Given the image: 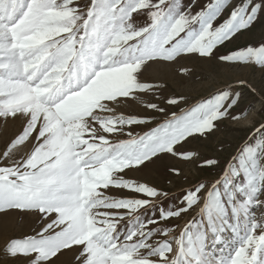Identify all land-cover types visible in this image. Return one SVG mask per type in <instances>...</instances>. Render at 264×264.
I'll use <instances>...</instances> for the list:
<instances>
[{
  "label": "snow or ice",
  "instance_id": "obj_1",
  "mask_svg": "<svg viewBox=\"0 0 264 264\" xmlns=\"http://www.w3.org/2000/svg\"><path fill=\"white\" fill-rule=\"evenodd\" d=\"M230 5L210 0L193 14L181 0H90L84 10L76 0H0V118L21 122L2 153L11 163L0 165V212L34 211L47 221L34 235L10 239L7 255L55 264L75 246V264H264V215L253 211L264 208V138L231 157L202 203L206 185L199 183L175 209H161L159 219L167 221L200 204L173 238L175 250L167 238L172 229L139 212L149 199L108 194L115 187L159 195L155 187L125 179V171L161 154L190 158L193 153H176L175 146L211 132L236 105L239 93L233 98L220 91L143 134L110 138L149 122L110 107L154 89L139 79L148 62L211 57L264 14V0H240L214 24ZM134 15L147 20L141 24ZM219 59L264 67V42ZM146 107L165 111L157 103ZM29 140L31 151L15 159L13 150Z\"/></svg>",
  "mask_w": 264,
  "mask_h": 264
},
{
  "label": "rangeland",
  "instance_id": "obj_2",
  "mask_svg": "<svg viewBox=\"0 0 264 264\" xmlns=\"http://www.w3.org/2000/svg\"><path fill=\"white\" fill-rule=\"evenodd\" d=\"M210 0H181L182 7L190 8L192 13L201 10ZM240 0H231V5ZM81 10L90 5V0H76ZM225 9L223 15L214 22L218 25L225 19L230 10ZM139 23L147 20L145 15L135 16ZM264 42V14L248 30L241 31L230 41L214 49L211 57H201L199 54L180 55L174 61L156 60L148 62L141 70L139 79L142 82L153 84L151 91L138 92L136 96L123 98L120 103L110 105L115 114L136 115L148 117L145 124L125 126L123 135H113L112 140L127 139L128 132L140 135L163 122L175 112L179 114L182 109H190L206 99H211L218 92L227 90L235 98L239 93L236 105L230 109L229 115L215 121V128L204 135L195 134L181 141L175 146L176 153L191 152L190 158L171 153L161 154L149 163L132 170H126L125 179H132L138 183H146L155 187L159 195L148 197L145 194L135 193L128 189L110 188L108 194L117 198L149 199L151 204L139 210L144 217L158 221L159 226L172 229L168 239L172 241L173 249L176 247L174 237L178 236L186 222L198 211L200 204L182 214L179 218H170L167 221L159 219L161 209H175L182 201L187 190L199 183L206 188L200 193L203 202L207 188L215 181L225 169L227 163L246 143H255L264 138V67L254 63H229L219 59L237 48L248 45L258 46ZM243 81V83H240ZM183 96L184 100L176 105H168L167 99ZM152 102L164 107L163 113L148 109L146 104ZM239 115L233 119V116ZM21 131L19 120L0 118V165L11 163L2 158V153ZM32 148V141L14 149V158L20 159L27 155ZM207 159H216L214 166L204 164ZM178 170V171H174ZM258 218L264 215V208L253 210ZM47 221H42L39 214L34 211L20 212L11 210L0 212V264H28L24 256L11 257L5 252V246L12 238H24L34 235ZM163 238V237H161ZM79 249L74 246L72 252L60 255L55 264H75L73 253L78 254Z\"/></svg>",
  "mask_w": 264,
  "mask_h": 264
},
{
  "label": "bare ground",
  "instance_id": "obj_3",
  "mask_svg": "<svg viewBox=\"0 0 264 264\" xmlns=\"http://www.w3.org/2000/svg\"><path fill=\"white\" fill-rule=\"evenodd\" d=\"M176 248V247H175ZM175 248H174V250H175Z\"/></svg>",
  "mask_w": 264,
  "mask_h": 264
}]
</instances>
